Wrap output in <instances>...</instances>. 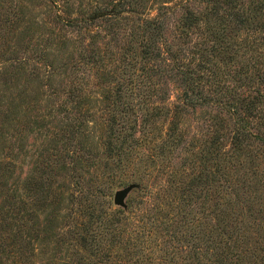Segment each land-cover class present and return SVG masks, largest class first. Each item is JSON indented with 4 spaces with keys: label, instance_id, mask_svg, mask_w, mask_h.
<instances>
[{
    "label": "rangeland",
    "instance_id": "rangeland-1",
    "mask_svg": "<svg viewBox=\"0 0 264 264\" xmlns=\"http://www.w3.org/2000/svg\"><path fill=\"white\" fill-rule=\"evenodd\" d=\"M263 3L264 0H0V173L5 163L12 159L16 163V173L0 180L7 183V187L0 190V243L11 245L17 230L21 229V239L30 241L34 249L33 253H28L29 264L103 261L92 248L84 250L70 234L75 225L86 221V213H70L66 209L38 213L35 204L34 180L48 162L59 168L65 158L57 156L49 160L48 155L58 151L52 148L64 143L73 145L68 137L62 138L60 128L64 119L59 111L60 105L68 100L67 92L71 88L82 95L84 105L91 106L97 105L99 93L110 92V102L129 104L134 109L133 139L144 135L157 137L155 146L133 150L129 146L133 144L131 138L122 143L119 130L112 125L105 126L107 117L99 120L104 127L102 132H96V137L102 133L103 137L92 140L99 168L90 175L81 170L77 173L84 175L85 187L91 180L94 191L100 184L112 183L113 195L111 206L100 207L102 212L98 213L106 222L89 223L92 230H101L110 216L120 218L119 223L115 219L113 222L126 229L132 239H140L142 228L148 223L146 217L153 216L158 220L157 237L166 241L164 245L169 248L168 213H185L184 203L189 201L182 195L195 201L190 207L186 206L188 217L201 221L205 213L204 194L212 186L205 184L204 177L200 176V182L196 181L198 184L192 187L194 195H189L179 189L173 192L169 184L172 176H176L181 183L178 187H188L192 179L199 176L204 154L214 150L207 140L212 131L210 119L217 110L184 104L186 83L181 72L200 67L205 73L201 81L197 80V86L205 96L230 100L237 95L239 83L234 84V78L242 69L249 71L246 66L254 55L251 52L253 37L245 29L228 27L232 17L228 18L226 13L241 9L247 18L254 20L255 17V22L261 24L264 14L259 10ZM179 62L184 65L183 69L179 68ZM251 86L246 79L239 93ZM174 105L181 107L175 140L166 133L169 118L162 116L154 124H143L153 108ZM162 139L166 143L161 147ZM120 147L131 154L140 151L142 155L137 154L132 162L127 158L129 161L118 163ZM213 157L221 173L231 175L248 173L251 164L245 151L240 159L232 158V165L228 156L221 153ZM210 163L214 166L212 160ZM219 176H213L214 183ZM76 180L77 176L71 185ZM121 180L128 184L118 185ZM139 182L149 187V198L143 199L139 194L142 191ZM216 185L213 184V188ZM14 188L16 196L25 201L27 226L13 225L5 219L14 213L10 199ZM117 193L122 195L120 204L115 202ZM134 199L137 201L130 203ZM118 211L129 219H122ZM49 218H53L51 223H48ZM78 228L82 230L80 225ZM86 229L90 232L87 226ZM62 236L69 246L62 244ZM189 238L188 234L180 246L190 249L193 240ZM200 243L199 240L202 246ZM55 247L61 252L55 254L52 250ZM138 249L139 246L130 249L132 253L122 258L128 260L126 264H149L146 258L141 259L146 251L133 252ZM92 251L95 254H91ZM185 252L182 250L174 258L179 263L185 262L188 259ZM71 253L75 256H70ZM160 253L155 252L156 258L162 257ZM80 255H83L82 260H79ZM12 260L5 261L2 256L0 264H13Z\"/></svg>",
    "mask_w": 264,
    "mask_h": 264
},
{
    "label": "trees",
    "instance_id": "trees-1",
    "mask_svg": "<svg viewBox=\"0 0 264 264\" xmlns=\"http://www.w3.org/2000/svg\"><path fill=\"white\" fill-rule=\"evenodd\" d=\"M259 11L261 15L264 14V3L260 6ZM226 15L228 18L232 17V23L227 25L228 27H233L235 30L245 29L251 33V37H253L251 52L254 55L251 57L252 60H249V65L246 66L249 71L244 72L242 69L234 78V84L235 82L239 83L236 88L238 94L232 96L230 100H218L203 95L200 87L197 86L199 85L197 80L201 81L205 73L201 71L200 67L181 72L183 81L186 83L184 104L192 108L214 107L217 114L210 119L212 131L207 140L214 150L212 152L208 150V155L204 154L199 176L193 178V182L188 187H178L181 183L179 180L177 181L176 176H172V183L169 184L170 188L174 189L173 192H177L179 189L181 193L185 191L189 195H194L192 187L198 184L196 181H199L200 176L204 177L201 180L212 186L204 194L202 204L205 213L201 221L195 217L190 219L186 213L188 210L186 206L190 207L195 201L188 195H182L186 196L189 201V203H184L185 213H168L171 223V230L167 233L171 239L169 248L164 245L166 241H160L159 236L157 237L159 226L156 223L158 220L153 216L146 217L148 223L142 228L140 239L137 237L132 239L127 235L126 229L115 225L113 222L115 218L110 216L108 224L104 225L101 230H92L89 223L106 222V219L98 213L102 212L100 207L111 206L112 183L111 185L100 184L94 191V184L91 183V180H88V184H90L85 187L83 184L84 175L77 173L81 170L84 174L90 175L99 168V161L92 149V140L94 142L95 138L102 139L103 133L96 137V132H102L104 123L99 120L105 116L107 117L105 126L107 128L110 125L116 127L123 140L122 143L129 142L130 138L133 140V144L129 145L133 150L136 147L146 149L147 145L152 144L155 146L157 137L144 135V137L133 139V133L136 132V120L132 119L135 114L134 109L129 104L110 102L112 98L110 92L99 93L100 99H97V105L91 106L84 105L82 95H77L74 92L75 89L71 88L67 92L68 100L60 105L59 111L64 119L60 128L62 138L66 140L68 137L73 145L64 143L59 147L52 148L58 151L49 154V160L57 156H60L61 159L65 158L59 168L48 162L46 168L40 175L38 174L37 180H34L36 184L34 191L37 194L35 204L38 207V213H45L49 210L52 213L56 210L60 212L61 209L69 210L70 213H86V221L78 223L82 230L78 228V225H75L70 234L84 250L90 251L92 248L96 256L105 261V264H123V262L126 264L128 260L122 258H126V254L131 252L129 250L136 246H139V249L133 252L146 251L145 257H141V259L146 258L149 264H156L154 260L157 257L155 255L157 251H160L162 255V257L156 258L157 264H264V51H260L264 48V37H260L264 35V22L259 24L255 22V17L254 20L247 18L241 9L226 13ZM221 19L225 21L224 18ZM157 27L159 28L160 25ZM178 64L179 68H184L181 62ZM49 66L52 65L49 64ZM246 79H249L252 86L239 93ZM172 107L174 108L172 109ZM172 107L153 108V111L144 118L143 124H154L162 116L167 117L169 122L166 133L169 138L174 139L179 131L181 107L177 105ZM90 127L92 128L90 129ZM160 143L162 147L166 142L162 139ZM243 151H245L246 158H251L248 173L243 172L241 175H236V173L231 175L224 171L221 173L213 154L221 153L228 156L232 165V158L240 159ZM137 154L142 155L140 151L131 154L120 147L117 150L116 161L122 164L128 158L132 162V158H136ZM211 160L215 167L210 163ZM15 166L16 163L13 159L10 160V163H5L0 173V180L6 176L10 178L15 174ZM215 174L220 176L214 183L213 176ZM75 176L78 180L71 185ZM118 182V185L121 186L128 184V181L125 180ZM138 184L142 189L139 191L142 198H149L151 196L149 187L143 182ZM213 184L217 185L213 188ZM6 187L7 183H0V190ZM14 191L16 192L15 188L10 198L14 213L10 215L11 218L5 219L12 221L13 225L18 223L20 226H27L25 201L22 197L16 196ZM89 199L92 201L91 204L87 203ZM136 201L134 199L130 203ZM140 202L143 200L141 199ZM117 213L121 215L122 219H129V216L124 212L118 211ZM130 213L132 212L130 211ZM52 220L53 218H49L48 223H51ZM115 220L117 223L120 222V218ZM86 226L90 232L87 231ZM198 229L201 232H198ZM21 232V229L17 230L16 238L13 239L11 245L0 243L2 245L0 246V259L3 256L5 261L12 258L13 264H29L27 262L28 253H33L34 249L29 244L30 241L21 239ZM187 233L190 237L189 240H193L190 249L188 246H180V242L185 241ZM199 240L202 246L199 245ZM61 241L67 246L70 244L65 242L64 236ZM3 246L8 248L5 249ZM56 248L52 249L55 254H58V251L61 252ZM182 250L186 251L188 259L179 263L174 256L180 254ZM75 253H71L70 256ZM90 253L95 254L93 251ZM82 256L80 255L79 260H82ZM51 259L54 260L55 256H52ZM103 261L98 259V262L93 264H102ZM74 262L75 260H65L63 264Z\"/></svg>",
    "mask_w": 264,
    "mask_h": 264
},
{
    "label": "water",
    "instance_id": "water-1",
    "mask_svg": "<svg viewBox=\"0 0 264 264\" xmlns=\"http://www.w3.org/2000/svg\"><path fill=\"white\" fill-rule=\"evenodd\" d=\"M121 200H122V195H121V193H117V194L115 195V202H116L117 204H120V203H121Z\"/></svg>",
    "mask_w": 264,
    "mask_h": 264
}]
</instances>
